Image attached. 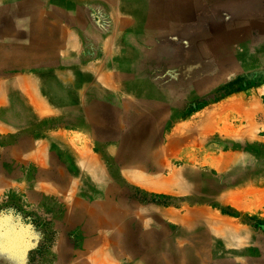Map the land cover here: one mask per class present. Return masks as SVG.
Masks as SVG:
<instances>
[{"label": "rangeland", "instance_id": "obj_1", "mask_svg": "<svg viewBox=\"0 0 264 264\" xmlns=\"http://www.w3.org/2000/svg\"><path fill=\"white\" fill-rule=\"evenodd\" d=\"M141 1L146 29L123 41L141 51L133 55L136 74L143 79L148 74L155 97L159 132L149 143L174 145L173 153L164 155L165 169L160 150L140 151L143 163L148 154L150 172L172 173L167 187L145 192L149 196L141 202L150 205L147 220L157 227V242L163 233L177 235L173 252L147 248L143 257L158 258L142 264H264V0ZM22 13L21 6L0 5V264H51L59 213L41 210L54 205L22 189L24 167L17 158L27 147L21 144L23 133L37 136L57 128L59 119L46 117L55 103L32 95L41 83V98H49L53 70L41 68L54 62V55L37 52V45L24 53L21 39L13 42L25 23L6 21V15ZM101 19L96 14L91 24ZM91 42L87 53L62 54L66 67L103 62ZM23 83L34 84L30 102ZM139 137L136 145L145 144ZM163 243L170 247V241Z\"/></svg>", "mask_w": 264, "mask_h": 264}, {"label": "crops", "instance_id": "obj_2", "mask_svg": "<svg viewBox=\"0 0 264 264\" xmlns=\"http://www.w3.org/2000/svg\"><path fill=\"white\" fill-rule=\"evenodd\" d=\"M4 4L24 9L21 15H6V21L25 23L21 29L23 33L14 37L13 42L15 38L21 39L22 46L27 48L23 49L24 53H33L30 48L37 45V52L54 55V62L43 63L41 68L53 70V78L48 79L53 86L49 98H41V83L37 84L38 92L32 95L33 100L55 103L53 113H47L46 117L59 119L57 128L37 136L23 133L22 145L27 147H22V155L17 158L21 159L24 167L22 189L42 203L47 201L54 205L41 210L59 213L57 225L60 234L49 250V256L53 258L51 264H142L158 258L143 257L147 248L154 252H173L177 235L163 233L157 242L158 236L153 232L157 227L147 220L151 215L150 205L143 206L141 202L145 192L167 187L169 177L172 181V173L169 175L164 171L157 175L150 172L148 154L146 163H143L138 156L140 151L160 150L163 159L160 165L165 167V153L169 151L172 154L174 150L172 141L160 146L149 143L150 135L159 132L156 112L152 113L155 97L150 96L148 74L146 79L136 74L138 67L133 55L141 51L123 41L143 35L146 29L145 18L148 15L142 11V1L0 0V5ZM135 4V9L130 8ZM112 6H121L122 10L113 7L109 12ZM96 14L102 21L91 24ZM110 22L115 24L111 26ZM90 39L94 54L102 55L104 61H85L77 68L69 63L66 67L68 62L62 61V54H70L72 50L77 52L78 49L80 54L89 52ZM125 54H129L127 62ZM106 56L111 57L108 62L105 61ZM67 74L68 78L62 76ZM49 81L45 86H51ZM30 84L34 86L32 83L22 84L28 102ZM139 115L143 124L138 121L140 118L137 119ZM143 134L145 136L140 138L146 144L136 145L135 137ZM127 137L131 138L129 144ZM52 151L54 157L51 156ZM30 171L34 173L31 178ZM144 212L147 217L142 218ZM165 239L171 242V248L164 247ZM164 256L168 259L167 253Z\"/></svg>", "mask_w": 264, "mask_h": 264}, {"label": "bare ground", "instance_id": "obj_3", "mask_svg": "<svg viewBox=\"0 0 264 264\" xmlns=\"http://www.w3.org/2000/svg\"><path fill=\"white\" fill-rule=\"evenodd\" d=\"M177 1H178V0H177ZM54 3H55V2H54ZM96 3H97V2H96ZM160 3H161V1H160ZM113 7H114V6H113ZM135 7H136V4H135ZM165 7H166V6H165ZM70 8H71V7H70ZM130 8H132V7H130ZM119 9H120V8H119ZM134 9H135V8H134ZM187 10H188V9H187ZM130 11H131V10H130ZM169 11H170V10H169ZM185 11H186V10H185ZM191 11H192V10H191ZM158 12H159V11H158ZM166 13H167V12H166ZM178 13H179V12H177V15H178ZM129 14H130V13H129ZM173 14H174V13H173ZM214 14H215V13H214ZM77 16H78V15H77ZM79 16H80V15H79ZM79 16H78V17H79ZM112 17H113V15H112ZM149 17H150V16H149ZM156 20H157V19H156ZM154 22H155V21H154ZM158 22H159V21H158ZM213 22H214V21H213ZM147 23H148V22H147ZM210 23H211V22H210ZM114 24H115V23H114ZM186 24H187V23H186ZM188 24H189V23H188ZM188 24H187V25H188ZM87 25H88V24H87ZM118 26H119V25H118ZM239 26H240V25H239ZM115 27H116V26H115ZM205 27H206V26H205ZM86 28H87V27H86ZM152 28H153V27H152ZM241 29H242V28H241ZM243 29H244V28H243ZM114 30H115V29H114ZM159 30H160V29H159ZM159 30H158V31H159ZM180 30H182V29H180ZM247 30H248V29H247ZM247 30H246V31H247ZM99 31H100V30H99ZM166 31H168V29H167ZM188 31H189V30H188ZM164 32H165V31H164ZM196 32H197V31H196ZM226 32H227V31H226ZM165 34H166V33H165ZM228 34H230V32H229ZM99 35H100V34H99ZM111 35H112V34H111ZM199 35H200V34H199ZM233 35H234V34H233ZM236 35H237V34H236ZM238 35H239V34H238ZM238 35H237V36H238ZM115 36H116V35H115ZM242 36H244V35L242 34ZM242 36H241V37H242ZM246 36H247V35H246ZM241 37H240V38H241ZM111 38H112V36H111ZM116 38H117V37H116ZM71 39H72V38H71ZM107 39H108V38H107ZM238 39H239V38H238ZM68 40H70V39H68ZM68 40H67V41H68ZM229 40H230V39H229ZM235 40H237V39H235ZM235 40H234V41H235ZM237 41H238V40H237ZM239 41H240V40H239ZM245 42H246V40H245ZM65 44H66V43H65ZM40 45H41V44H40ZM42 45H43V44H42ZM46 45H47V44H46ZM109 45H110V44H109ZM111 45H113V44L111 43ZM129 46H130V45H129ZM206 46H207V45H206ZM215 46H216V43H215ZM117 47H118V46H117ZM108 48H109V47H108ZM110 48H111V47H110ZM130 48H131V47H130ZM198 48H199V47H198ZM116 49H117V48H116ZM197 50H198V49H197ZM208 50H209V49H208ZM211 50H212V49H211ZM217 50H218V49H217ZM110 51H111V50H110ZM118 51H119V50H118ZM131 51H132V50H131ZM135 51H136V50H135ZM67 54H68V53H67ZM115 54H116V52H115ZM199 54H200V53H199ZM220 54H221V53H220ZM108 55H109V54H108ZM131 55H132V54H131ZM135 55H136V54H135ZM212 56H213V55H212ZM218 57H219V56H218ZM113 58H114V57H113ZM121 59H122V58H121ZM129 59H130V58H129ZM4 60H5V59H4ZM114 60H115V59H114ZM114 60H112V61H114ZM103 61H104V60H103ZM81 62H82V60H81ZM125 62H127V60H126ZM99 63H101V62H99ZM81 64H82V63H81ZM83 64H84V63H83ZM117 65H118V64H117ZM73 66H74V65H73ZM96 68H97V67H95V69H96ZM76 70H78V69H76ZM82 71H83V70H82ZM75 72H76V71H75ZM79 72H80V70H79ZM63 76H64V75H63ZM77 77H79V76H77ZM105 77H106V76H105ZM74 78H75V77H74ZM83 78H84V76H83ZM83 78H82V79H83ZM89 79H90V78H89ZM69 80H70V79H69ZM73 80H74V79H73ZM87 80H88V78H87ZM91 80H92V79H91ZM99 80L101 81V79H99ZM81 82H82V80H81ZM71 83H72V82H71ZM73 84H74V83H73ZM0 86H1V85H0ZM80 86H81V85H80ZM1 88H2V87H1ZM88 89H89V88H88ZM2 90H3V89H2ZM0 91H1V90H0ZM153 92H154V91H153ZM155 92H156V91H155ZM155 92H154V93H155ZM1 93H2V92H1ZM16 94H17V93H16ZM82 94H83V93H82ZM84 94H85V93H84ZM156 97H157V96H156ZM85 100H87V99L85 98ZM144 105H145V104H144ZM77 106H78V105H77ZM89 106H90V105H89ZM78 107H79V106H78ZM137 107H138V106H137ZM60 108H61V107H60ZM72 108H73V107H72ZM68 110H69V109H68ZM71 110H72V109H71ZM74 110H75V109H74ZM74 110H73V111H74ZM79 110H80V108H79ZM79 110H78V111H79ZM95 110H96V109H95ZM80 111H81V110H80ZM65 112H66V111H65ZM75 112H76V111H75ZM75 115H76V114H75ZM82 115H83V114H82ZM156 115H159V114H156ZM72 117H73V116H72ZM88 117H89V116H87V119H88ZM140 117H141V116H140ZM151 118H152V117H151ZM145 119H146V117H145ZM147 119H148V118H147ZM150 120H151V119H150ZM150 120H149V121H150ZM79 121H80V120H79ZM138 121H139L140 123H142L140 120H138ZM149 121H148V122H149ZM139 122H138V123H139ZM153 122H154V121H153ZM73 123H74V122H73ZM86 123H87V122H86ZM144 123H146V122H144ZM78 124H79V123H78ZM134 124H135V123H134ZM136 124H137V123H136ZM142 124H143V123H142ZM146 124H147V123H146ZM146 124H145V126H146ZM86 125H88V124H86ZM139 125H140V124H139ZM135 126H136V125H135ZM147 126H148V125H147ZM136 127H137V126H136ZM137 128H138V127H137ZM150 128H151V127H150ZM147 129H148V128H147ZM147 129H145V130H147ZM152 129H153V128H152ZM143 132H144V130H143ZM147 132H148V131H147ZM138 133H139V131H138ZM171 133H172V132H171ZM143 135H144V134H143ZM143 135H142V136H143ZM169 135H170V134H169ZM121 137H122V136H121ZM128 137H129V136H128ZM128 137H127V139H129ZM139 138H140V137H139ZM168 138H169V137H168ZM130 139H131V138H130ZM135 139H136V138H135ZM145 139H146V138H145ZM187 139H188V138H187ZM16 140H17V139H16ZM157 141H158V140H157ZM18 142H19V141H18ZM126 142H127V141H126ZM126 142H125V143H126ZM146 142H147V141H146ZM129 143H131V141H130ZM135 143H136V142H135ZM151 143H152V142H151ZM21 144H22V143H21ZM145 144H146V143H145ZM155 145H156V144H155ZM161 147H162V146H161ZM159 152H160V151H159ZM121 153H122V152H121ZM143 153H144V152H143ZM156 157H157V156H156ZM156 157H155V158H156ZM186 159H187V158H186ZM162 160H163V159H162ZM188 160H189V159H188ZM153 162H154V161H153ZM165 162H166V160H165ZM163 164H164V163H163ZM167 165H168V164H167ZM162 168H163V167H162ZM141 169H142V168H141ZM164 169H165V167H164ZM169 174H170V173H169ZM171 175H172V174H171ZM143 178H145V177H143ZM146 178H147V177H146ZM148 178H149V177H148ZM161 178H162V177H161ZM137 179H140V178H137ZM179 179H180V178H179ZM131 181H132V180H131ZM136 181H137V180H136ZM165 183H166V181H165ZM148 184H150V183H148ZM161 184L163 185L164 183H161ZM166 184H167V183H166ZM168 184H170V182H169ZM162 185H161V186H162ZM145 186H146V185H145ZM147 186H149V185H147ZM165 186H166V185H164V187H165ZM153 187H154V186H153ZM157 187H158V186H157ZM159 188H160V186H159ZM205 196L207 197L206 194H205ZM206 199H207V198H206ZM109 207H110V206H109ZM107 208H108V207H107ZM113 212H114V211H113ZM116 212H117V211H116ZM200 212H201V211H200ZM106 213H107V212H106ZM167 214H168V212H167ZM169 214H170V213H169ZM96 224H97V223H96ZM119 227H120V226H119ZM145 227H146V226H145ZM234 229H235V227H234ZM142 230H143V229H142ZM134 231H135V230H134ZM110 233H111V232H110ZM179 236H180V233H178V237H179ZM207 237H208V236H207ZM177 242H178V241H177ZM193 252H194V251H192V253H193ZM134 253H135V252H134ZM194 253H195V252H194ZM135 254H136V253H135ZM185 254H186V250H185ZM190 254H191V252H190ZM215 260H216V259H215Z\"/></svg>", "mask_w": 264, "mask_h": 264}]
</instances>
